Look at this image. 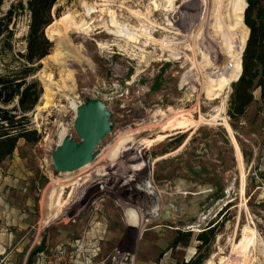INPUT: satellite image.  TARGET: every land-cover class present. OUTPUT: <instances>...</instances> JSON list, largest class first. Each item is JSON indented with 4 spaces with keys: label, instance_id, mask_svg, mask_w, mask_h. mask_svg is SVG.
Instances as JSON below:
<instances>
[{
    "label": "rangeland",
    "instance_id": "rangeland-1",
    "mask_svg": "<svg viewBox=\"0 0 264 264\" xmlns=\"http://www.w3.org/2000/svg\"><path fill=\"white\" fill-rule=\"evenodd\" d=\"M150 1H56L53 24L44 32L51 42L49 55L61 44L77 57L66 55L59 64L48 55L33 77L42 94L48 88L53 105L38 110L40 97L24 124L36 130L40 141H19L1 167V175L15 179L21 188L0 200L2 264H181L196 253L207 255L203 264L209 260L240 264V254L252 240L256 250L249 264H264V114L259 90L253 92V102L239 120L228 116L231 85L217 100H207L206 66L200 65L195 53L196 35L203 31L201 43L208 42V49L215 51L217 38L209 36L207 27L213 0H207L206 7L201 0H178L169 19L183 36L170 35L168 46L163 47L165 33L155 28L156 40L146 49L154 52L151 59L130 60L134 54L140 56L136 45L116 41L122 48L110 46L116 42L99 28L101 21L109 20L112 12L120 23L137 29L133 11L144 13ZM83 6L98 10L92 20L82 16ZM1 17L14 35L12 52L0 50V74L4 75L20 67L19 54L25 51L26 0H4ZM81 18L94 21L90 32L72 29L73 21ZM152 19L171 30L161 13H154ZM97 42L107 43L109 49L99 50ZM171 55L183 59L175 63ZM89 98L106 105L112 130L99 143L91 164L63 176L51 162L62 127L68 137L79 141L68 102L84 103ZM15 105L16 101L5 108ZM158 110L164 116L155 117ZM225 123L232 130L240 161ZM132 133L133 145L110 162L111 148L122 135ZM164 134L169 135L161 144H144ZM101 168L105 175L99 177L96 171ZM78 179L82 182L71 191L70 183ZM57 184L65 185L62 205L51 209L57 212L54 218L46 219L45 195ZM3 202L7 208L3 209ZM214 221H219L217 234L199 251L196 237ZM178 230L191 232L190 241L186 247L171 249Z\"/></svg>",
    "mask_w": 264,
    "mask_h": 264
},
{
    "label": "bare ground",
    "instance_id": "bare-ground-1",
    "mask_svg": "<svg viewBox=\"0 0 264 264\" xmlns=\"http://www.w3.org/2000/svg\"><path fill=\"white\" fill-rule=\"evenodd\" d=\"M177 1L178 0H151L148 3V5H146V7H145L146 9H145L144 13H142L140 11H133L134 17L139 22V28H137V29L133 28V27L131 28L127 24L120 23L117 20V15L115 13H112V12H110V15L108 16L110 19L107 21H101L103 26H101L99 28H102L103 32H105V34L107 36L113 38L115 42L116 41H123L128 45L138 46V50L140 51V56L135 57L136 55L134 54V55H132L133 58H131L130 60H132V61L138 60L140 62H143L147 59L153 58V56H154V52L147 53L146 49L153 46L151 41L156 40L155 33L158 32V30L165 33L164 36H162V39H163V37L165 38L162 40V45H164L163 47L168 46L167 43L169 41H167L166 38H169L170 35L171 36H175V35L181 36L183 34V32H181L180 30L175 28V26L172 24V22H170V19H169L170 15L174 11V6L176 5ZM187 1L191 2V0H187ZM200 2L205 7L207 6V0H201ZM246 5L247 4H246L245 0H213L212 8L210 9L211 10L210 23L207 27H209V30H210V31H208L209 36L211 38H214V37L217 38L218 45L214 48V50H215V51L213 50L214 52H212L210 49H208V47L211 46V45H209L208 42L204 41L201 43V41H203L202 40V37L204 35L203 31L200 30L201 33H199V31H198V33L196 35V37L199 39L198 40L199 44L197 45V49H196L197 52H195V53L197 54L198 57L200 56V58H201L200 59L201 60L200 65L206 66V69L204 70L205 76H206L205 93H206V97H207L208 101L217 100L220 97L222 91H224L223 89L227 86H230L231 83L233 81H235L239 76V73L241 70L240 56H241V53L245 47V43H246V40L248 38V33H249L247 27L242 22V11L246 8ZM82 8H84V12H83L82 16L85 18H88L89 20H92L93 16H95V14L98 13V10H96L95 8H91V7L89 8V7H84V6ZM180 11H181V9H180ZM128 13H129V11H128ZM154 13H161L165 17L166 26H168L169 28L171 27V30L157 24L152 19V16ZM106 15H107V13H106ZM78 16H80V15H78ZM65 17H64V19H65ZM199 18H200V15L198 16V19ZM203 18H204V16L202 17V19ZM70 22H68L69 25H70ZM93 24H94V21H92V22L90 21L89 23H87V22H85L84 19L81 18V19H78L77 21H73L72 25L74 27L72 26V29H79V32L84 34L85 32H90ZM51 25H49L46 29H48ZM155 28H157L158 30H155ZM205 31H206V29H205ZM207 36H208V34H207ZM207 45H209V46H207ZM96 46L99 50L109 49L108 48L109 45L105 42H101V43L97 42ZM110 46H117L119 49L122 48V46H120L118 44V42H116L115 44H112ZM190 50L192 51L191 53H193V50L192 49H190ZM66 55H74L77 57L76 54H74L73 52H70L68 50H65L61 44H58L54 48V50L52 51L51 55L48 56V59H50L56 63L61 64ZM192 58H194V56H192ZM181 59H183V57L177 56V55H171V60L174 61L175 63H178ZM78 60L81 61L82 59L79 58ZM154 61L160 62L161 60H154ZM137 66H138V64H137ZM137 70H138V67H137ZM207 70L210 71V73L207 72ZM67 77H69V75H67ZM183 81L184 80H182V82ZM41 99H42V102H41V105H39L37 107L38 110H45V109H48L49 107H51L53 105V99L50 97L48 88H45ZM66 99H67V97H66ZM77 105H78V103L73 101V100L68 102V108L73 113V116H75V110L77 108ZM160 113H162V112L158 110L155 112V114L154 113H152V114H154V116L157 118L164 116L163 113H162V115H160ZM217 113H218L217 115L211 116L210 121L211 120L214 121L216 119V116L218 117L220 115L221 110ZM199 120L201 122H206V120L201 116L199 117ZM225 126H226L227 132L230 134V138L232 140V143L234 144V146L236 148L237 156L239 157L238 147L236 145L235 138L233 137L232 130L228 124L225 123ZM67 131L68 130L65 127H62V129L59 133V136H58V141H57L58 143L65 136H67ZM168 135L169 134L158 135L157 137L148 140L147 143H144V144L147 147H151L152 143L156 141L157 142L156 145H159L162 142H164V140L167 138ZM122 136L120 137V139H118L119 141L111 148L110 152L108 151L109 152L108 158H109L110 162H113L117 158H120L123 150L126 147H128L129 145H133V142H134V139L132 138L133 133L129 134V135H125L123 137ZM239 161H240V157H239ZM87 166L88 165L84 166L83 168L79 169L78 171L83 170ZM104 171L105 170L103 168L98 169L96 171V175L99 177H102L105 175ZM72 174H73V172L64 173L62 175L63 176H69ZM90 176H87V178H89ZM242 178H243V176H242ZM69 182H71V181H69ZM80 182H82V179L72 181V183H70L71 191H73L77 186H79ZM64 187H65V185H62V184L58 185L57 184V187L52 186L46 192L45 202H44L45 206L44 207H46V209L49 210V212L46 216V219L54 218L56 216L55 214L57 212L51 211V209L53 207H61L62 200H63L62 197H63ZM144 189H146V188H144ZM242 191H243V189H242ZM70 193L68 194L69 196H70ZM58 210H59V208H58ZM255 245H256V241H254V240H252L249 243H246V245L244 246V249L242 250V253L240 254L241 255L240 256L241 257L240 264H249L250 256H253V253L256 250ZM206 264H213V262H212V260H209L206 262Z\"/></svg>",
    "mask_w": 264,
    "mask_h": 264
},
{
    "label": "trees",
    "instance_id": "trees-1",
    "mask_svg": "<svg viewBox=\"0 0 264 264\" xmlns=\"http://www.w3.org/2000/svg\"><path fill=\"white\" fill-rule=\"evenodd\" d=\"M3 1L0 0V9ZM56 1L26 0L29 24L25 37V51L19 54L20 67L4 75L0 74V167L13 154L19 141L23 140L28 144H37L40 141L36 130L26 128L24 124L26 114L37 106L42 96V88L38 80L33 77L40 68L39 62L49 55L51 42L44 32L54 21L53 8ZM246 4L247 7L242 11V22L249 33L240 56L239 76L231 83L228 116L232 120L243 117L253 102V92L256 90H259L261 110L264 114V0H246ZM11 13L12 10L8 12L9 17ZM13 37L6 18L1 17V51L12 52ZM15 101L16 105L11 110L5 108ZM11 112H17L18 115ZM218 224L219 221H214L197 235L196 239L200 242V246H197L199 251L213 242ZM190 233L178 230L170 248L186 247L191 238ZM206 256L196 253L187 262L181 264H203ZM0 264H2V255H0Z\"/></svg>",
    "mask_w": 264,
    "mask_h": 264
},
{
    "label": "water",
    "instance_id": "water-1",
    "mask_svg": "<svg viewBox=\"0 0 264 264\" xmlns=\"http://www.w3.org/2000/svg\"><path fill=\"white\" fill-rule=\"evenodd\" d=\"M110 118L111 113L99 99L89 98L79 104L73 121V130L79 141L65 136L56 145L51 155L54 171L71 173L91 164L97 157L99 143L112 130Z\"/></svg>",
    "mask_w": 264,
    "mask_h": 264
},
{
    "label": "crops",
    "instance_id": "crops-1",
    "mask_svg": "<svg viewBox=\"0 0 264 264\" xmlns=\"http://www.w3.org/2000/svg\"><path fill=\"white\" fill-rule=\"evenodd\" d=\"M5 161L1 164V167L5 163ZM1 167H0V171H1ZM6 176H7L6 174L1 175V172H0V200L4 198L6 194L8 193L11 194L10 192H14L15 188L17 189V191L21 189L18 187V185L15 184V181H16L15 179L12 180L11 178H8ZM8 187H10L9 190H8ZM7 207L8 206L3 202V209ZM1 208H2V205L0 204V210Z\"/></svg>",
    "mask_w": 264,
    "mask_h": 264
},
{
    "label": "built area",
    "instance_id": "built-area-1",
    "mask_svg": "<svg viewBox=\"0 0 264 264\" xmlns=\"http://www.w3.org/2000/svg\"><path fill=\"white\" fill-rule=\"evenodd\" d=\"M79 104H81V103H78V105H79ZM78 105H77V106H78Z\"/></svg>",
    "mask_w": 264,
    "mask_h": 264
}]
</instances>
